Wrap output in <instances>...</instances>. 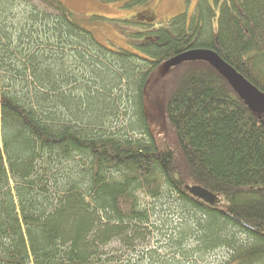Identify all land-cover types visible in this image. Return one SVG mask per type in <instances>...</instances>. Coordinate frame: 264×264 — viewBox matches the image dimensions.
<instances>
[{
  "label": "trees",
  "instance_id": "trees-1",
  "mask_svg": "<svg viewBox=\"0 0 264 264\" xmlns=\"http://www.w3.org/2000/svg\"><path fill=\"white\" fill-rule=\"evenodd\" d=\"M212 4L217 14L202 0L157 29L124 21L138 29L121 30L134 53L97 41L61 0H0V264H190L182 250L136 252L165 214L163 239L177 250L192 239L200 263L224 248L222 264H264V114L203 61L169 71L176 141L144 113L149 77L191 49L264 94V0ZM113 240L126 252L108 257Z\"/></svg>",
  "mask_w": 264,
  "mask_h": 264
},
{
  "label": "rangeland",
  "instance_id": "rangeland-1",
  "mask_svg": "<svg viewBox=\"0 0 264 264\" xmlns=\"http://www.w3.org/2000/svg\"><path fill=\"white\" fill-rule=\"evenodd\" d=\"M61 1L81 18L97 41L109 47L124 48L137 53V50L125 39V35H122L121 30L129 29L131 31H138V29L124 21L131 22L135 20L133 22L138 24H146L148 22L153 24L154 28L157 29L160 26L166 25L170 19L179 14H186L188 19H190L196 9L197 3L202 0H147L142 4L129 8L124 6L126 0ZM203 1H207L217 14L218 9L215 10L214 4H212L213 0ZM213 23H216V19H214ZM172 71L164 75L160 71H155L149 77L145 91L143 92L144 113L146 114L150 127L155 130V134H159L173 142L176 141V135L170 128L166 112L167 103L174 89L175 81L173 79H175V75ZM146 201L147 203H151L149 198ZM167 220L169 222L171 221L167 214L163 217L161 216V220L155 224L156 228L149 230L151 231L150 235L142 234L140 237L141 241L134 243L136 252L142 253L139 257H144L143 259L148 260L149 257L157 254V257L159 255L160 258L172 259L177 256V252L179 254L182 250L184 251L183 253H186V259L178 255L175 258L176 260L187 262V257L190 256V264H222L226 262L229 253L223 248L210 252L207 258L203 260V263H200L201 258L193 252V250L195 251L196 245L192 239L177 250L175 245L171 244V241H165L163 239L164 234H161L163 229H165L163 233L167 230L170 233V229L165 227L168 223ZM120 249L123 252L125 251L120 242L113 240L104 248V252L108 254V257H114L117 255L115 252H118ZM147 252L150 254L143 256V253Z\"/></svg>",
  "mask_w": 264,
  "mask_h": 264
},
{
  "label": "water",
  "instance_id": "water-1",
  "mask_svg": "<svg viewBox=\"0 0 264 264\" xmlns=\"http://www.w3.org/2000/svg\"><path fill=\"white\" fill-rule=\"evenodd\" d=\"M189 61H203L208 63L215 71L226 80L252 113L264 114V94L255 88L249 81L240 75L233 67L224 62L215 52L208 49H191L166 61L160 73L166 74L172 68ZM188 191L200 201L211 204L218 202L217 197H213L206 190L197 186H188Z\"/></svg>",
  "mask_w": 264,
  "mask_h": 264
}]
</instances>
